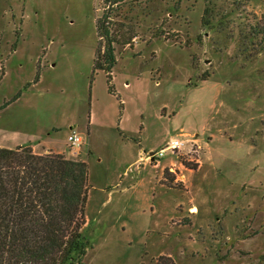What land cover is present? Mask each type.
Listing matches in <instances>:
<instances>
[{
  "label": "rangeland",
  "instance_id": "1",
  "mask_svg": "<svg viewBox=\"0 0 264 264\" xmlns=\"http://www.w3.org/2000/svg\"><path fill=\"white\" fill-rule=\"evenodd\" d=\"M105 13L134 37L115 48L114 94L93 71ZM258 24L264 0H0V106L39 72L0 111V147L34 143L72 160L88 151L89 184L101 185V167L118 187L143 164L140 152L186 141L181 161L167 153L156 170L151 218L129 200L116 222L113 203L102 210L91 193L82 264H264V53L250 57L240 40ZM70 129L84 140L78 152ZM100 209L106 222L93 217Z\"/></svg>",
  "mask_w": 264,
  "mask_h": 264
},
{
  "label": "trees",
  "instance_id": "2",
  "mask_svg": "<svg viewBox=\"0 0 264 264\" xmlns=\"http://www.w3.org/2000/svg\"><path fill=\"white\" fill-rule=\"evenodd\" d=\"M212 7L210 3L204 7L203 28L211 27ZM108 19L105 13L95 21L93 71L105 75L108 91L114 94L115 48L129 46L134 37L118 34ZM240 40L244 50L254 52L250 57L264 53V24L240 33ZM38 73L32 83L0 106V111L37 83ZM210 75L202 74L200 81ZM89 170L88 161L61 154H38L30 146L0 147V264H82L89 248L82 235L87 195L92 188ZM96 177L102 185L105 176L101 167Z\"/></svg>",
  "mask_w": 264,
  "mask_h": 264
},
{
  "label": "crops",
  "instance_id": "3",
  "mask_svg": "<svg viewBox=\"0 0 264 264\" xmlns=\"http://www.w3.org/2000/svg\"><path fill=\"white\" fill-rule=\"evenodd\" d=\"M89 133V131H88ZM89 141V140H88ZM41 142H39L40 144ZM91 145V144H89ZM24 146H30L32 148V150L35 153L38 154H48L50 152H48L47 150H44L42 152H36V146L34 143L33 144H28V145H24ZM100 146H102L100 144ZM99 146V148H100ZM17 147V146H14ZM12 146H8V147H2V148H14ZM95 147V146H94ZM98 148V147H97ZM151 153V152H149ZM142 153L140 152V155L137 159V161H135V163H143L140 166H138V170L135 173L134 177L129 180V183H127L126 185H120V186H108L105 184V181L102 185H94L92 184V188L89 189L88 191V197L87 200L89 201L90 195L91 193H100V198L103 200L102 201V206L101 209L103 210L105 206H108V203H113L110 207L109 210L107 211L108 214V218L109 215H111L110 213L112 212V215L114 220L117 222H119V210H121L120 205L121 202H126L130 200V203L132 202V204H137V208H136V212L137 214H140L142 216H145L148 208H150V218L153 215V186H154V181L156 180V176L158 175V172L156 171L158 169V167H162L164 166V162L162 160L158 161V162H149L146 159V155L148 153L145 154V156L143 157L141 155ZM86 157L87 159L83 160V161H88V151L86 153ZM102 161L101 158H97L96 159V164H99ZM149 165L151 168L155 169V172L153 173H149V172H145V165L144 164ZM121 178H124L121 177ZM88 205V204H87ZM98 210L97 212L93 213V217H95V219L101 223L102 222H106V218L102 217V210ZM87 209L85 207V224H86V219H87ZM106 214V215H107ZM114 227V225H113ZM112 228V230L109 231V233H111L112 235H108L109 238H116L117 235H115V233H112L111 231L114 230V228ZM108 228V227H107ZM143 229V228H142ZM149 229L147 227V232L148 233ZM141 243V242H140ZM146 243H143V245ZM145 246V245H144Z\"/></svg>",
  "mask_w": 264,
  "mask_h": 264
},
{
  "label": "built area",
  "instance_id": "4",
  "mask_svg": "<svg viewBox=\"0 0 264 264\" xmlns=\"http://www.w3.org/2000/svg\"><path fill=\"white\" fill-rule=\"evenodd\" d=\"M66 142L68 146L73 149V151L78 152L83 145L84 140L78 131L70 129L66 138ZM185 148L186 141L182 139H174L166 143L164 147L158 149L157 151L148 153L146 155V159L149 162H158L162 160L167 153H170L177 161H181L183 159L181 156V152Z\"/></svg>",
  "mask_w": 264,
  "mask_h": 264
}]
</instances>
